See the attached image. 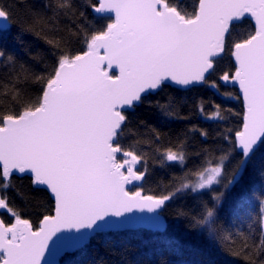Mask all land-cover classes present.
<instances>
[{
	"label": "snow or ice",
	"instance_id": "1",
	"mask_svg": "<svg viewBox=\"0 0 264 264\" xmlns=\"http://www.w3.org/2000/svg\"><path fill=\"white\" fill-rule=\"evenodd\" d=\"M89 6L96 14L91 22L72 0H46V11L30 13L23 30L53 50L52 64L41 73L29 72L0 51V68L8 69L0 77V212L10 218H0V264H41L46 252L54 257L81 247L89 237L123 226L134 211L151 213L138 219L163 230L169 203L181 193L202 191L208 199L198 196L196 215L177 209L175 217L227 243L247 264H264V193L257 198L258 241L252 234L242 233L239 240L224 235L217 224L224 196L264 147V0H92ZM10 7L0 0L2 29L8 27ZM245 22L248 28L238 31ZM225 55L234 71L211 79ZM221 84L238 86L239 96L226 95L243 101L240 127L218 133L228 147L219 157L204 149L201 167L145 192L149 159L162 168L183 169L189 153L186 138L175 147H154L164 134L142 120L134 122L136 108L147 103L177 115L171 101L149 97L173 85L219 92ZM29 85L35 86L34 95ZM212 108L205 116L201 105L199 112L214 121L231 114L219 104ZM190 131L208 136L196 126ZM15 175H27L33 188L51 198L36 224L12 206L8 191L22 195Z\"/></svg>",
	"mask_w": 264,
	"mask_h": 264
},
{
	"label": "trees",
	"instance_id": "2",
	"mask_svg": "<svg viewBox=\"0 0 264 264\" xmlns=\"http://www.w3.org/2000/svg\"><path fill=\"white\" fill-rule=\"evenodd\" d=\"M92 0H72L77 12H83L85 17L92 21L95 13L89 6ZM191 0H189V3ZM9 5L11 15L8 18L9 28L0 30V51L6 55H12L17 64L31 73H41L45 66L53 62V50L43 38L31 32L24 31V22L30 19L33 11H46L44 4L46 0H3ZM48 15H51L48 12ZM67 24L66 20L61 25ZM247 22L238 25V31H245ZM79 48L78 44L74 45ZM8 69L0 68V77H3ZM223 71H234L231 59L225 55L217 65V71L211 79L218 80ZM28 91L35 94L36 88L28 86ZM232 93L237 95L236 89L221 84L219 92L207 86H196L186 90L176 87H168L158 96H150V100H161L162 103L169 101L175 107L177 115L168 116L159 109L150 107L147 103L136 108L132 116L134 122L144 121L146 125L158 129L164 138L154 147L161 149L169 146L175 147L177 140L186 138L187 152L189 153L186 165L162 168L148 160V176L144 181V191H157L163 185L169 184L173 176L179 177L184 172H194L202 166L204 160V149L219 157L220 149L228 145L218 137V133L226 128L238 129L242 117L237 115L243 112L240 99L231 98L226 95ZM219 104L222 109L231 110V114L225 121L208 120L205 116L213 111L212 105ZM203 105L205 116L199 112ZM196 126L198 129L206 130L207 138L190 129ZM141 131L146 129L141 126ZM186 134V137H185ZM145 152L151 153L147 144H142ZM200 153V155H196ZM240 159L237 154L232 157L229 169H233ZM190 179L195 180V176ZM13 183L17 191L9 190L8 196L12 206L21 211L25 218L34 224L38 223L40 214L50 206L51 199L46 191L33 188L28 176L13 177ZM219 190V186H215ZM264 193V147H261L255 157L246 163L240 180L235 183L224 196L219 207L217 224L222 227L224 235L231 234L239 240L241 234H252L254 240L258 241L260 228L255 223L259 206L257 198ZM203 195L208 199V193L193 194L191 192L181 193L169 203L168 209L162 213L166 220V229L163 232H153L145 229L101 232L91 237L89 243L73 253L65 254L60 264H247V262L233 254L227 243L214 241L205 232L195 228L187 219L176 218L177 209H190L193 215L200 211L198 196ZM0 218L10 222L7 214L1 213ZM171 245V247H169Z\"/></svg>",
	"mask_w": 264,
	"mask_h": 264
},
{
	"label": "water",
	"instance_id": "3",
	"mask_svg": "<svg viewBox=\"0 0 264 264\" xmlns=\"http://www.w3.org/2000/svg\"><path fill=\"white\" fill-rule=\"evenodd\" d=\"M6 23L8 24V27H7V29H8L9 26H10L8 19H7ZM0 30H6V29H2V28H0ZM226 86L235 88V89H236V92H237V95H238V96L240 95V92H239L238 86L231 85V84H228V85H226ZM172 87H176V88H178L177 86H174V85H173ZM194 87H196V86H194ZM179 89H181V88H179ZM181 90H186V89H181ZM240 101H241L242 108H243V101H242V99H240ZM244 168H245V167H244ZM244 168H243V170H244ZM243 170H242V172H241V175H242V173H243ZM15 176L20 177L19 175H15ZM25 176H27V175H25ZM37 189H38V188H37ZM47 194H48V193H47ZM48 195H49V194H48ZM49 197H50V196H49ZM50 199H51V198H50ZM126 215L129 216V217H131L132 219L129 220V221H127V222H125L124 225L121 226V227H119V228L108 229V230H105V231H103V232H116V231L136 230V229H140V228H141V229H145V230H150V231H153V232H163V231H165V229H166V225H167V224H166V220H165V218L163 217V215H162V219H163L164 224H165V228H164L163 230H155V229H152V228H150L149 223H148L147 220H141V219H138V218H141V217H148V216L152 215L151 213H148V212H146V211H145V212L134 211L133 213L126 214ZM113 219H116V218H113ZM99 233H101V232H99ZM73 234H75V233H73ZM93 236H94V235H93ZM91 237H92V236H91ZM91 237H89V240H88V242H87L85 245H87V244L89 243ZM85 245H83V246H81V247H77V248H70V249H67V250H65L64 252H62L60 255H57V256H54V257L50 256V254H49L48 252H46V253H45V260H42V261H41V264H46V262H47L48 260H51L52 264H60V260H61V258H62L65 254H67V253H73L74 251L83 248Z\"/></svg>",
	"mask_w": 264,
	"mask_h": 264
},
{
	"label": "flooded vegetation",
	"instance_id": "4",
	"mask_svg": "<svg viewBox=\"0 0 264 264\" xmlns=\"http://www.w3.org/2000/svg\"><path fill=\"white\" fill-rule=\"evenodd\" d=\"M2 212H0V214H1Z\"/></svg>",
	"mask_w": 264,
	"mask_h": 264
}]
</instances>
